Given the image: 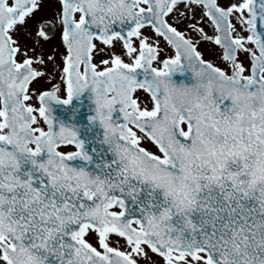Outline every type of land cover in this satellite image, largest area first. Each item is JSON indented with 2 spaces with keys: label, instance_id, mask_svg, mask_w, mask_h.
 I'll return each mask as SVG.
<instances>
[{
  "label": "snow or ice",
  "instance_id": "snow-or-ice-1",
  "mask_svg": "<svg viewBox=\"0 0 264 264\" xmlns=\"http://www.w3.org/2000/svg\"><path fill=\"white\" fill-rule=\"evenodd\" d=\"M49 2L0 0V264H264V0Z\"/></svg>",
  "mask_w": 264,
  "mask_h": 264
},
{
  "label": "rangeland",
  "instance_id": "rangeland-1",
  "mask_svg": "<svg viewBox=\"0 0 264 264\" xmlns=\"http://www.w3.org/2000/svg\"><path fill=\"white\" fill-rule=\"evenodd\" d=\"M54 8L55 7H45V10H44V12L43 13H41V15H43V16H46L47 18H51L52 19V15H53V11H54ZM59 31L58 30H56V31H54L53 32V34H52V38L50 39V43L46 46V47H48V48H52V47H58L59 48V50L62 52L63 51V49L61 48V47H59L60 46V41H59V38L57 37L58 35H57V33H58Z\"/></svg>",
  "mask_w": 264,
  "mask_h": 264
},
{
  "label": "flooded vegetation",
  "instance_id": "flooded-vegetation-1",
  "mask_svg": "<svg viewBox=\"0 0 264 264\" xmlns=\"http://www.w3.org/2000/svg\"><path fill=\"white\" fill-rule=\"evenodd\" d=\"M47 7H55V3H54V0H50V2H49V4L48 5H46ZM55 9V8H54ZM48 19H50L51 20V18H48ZM57 37L59 38V32L57 33ZM54 36V35H53ZM53 36H51V37H53ZM59 41H60V39H59Z\"/></svg>",
  "mask_w": 264,
  "mask_h": 264
}]
</instances>
